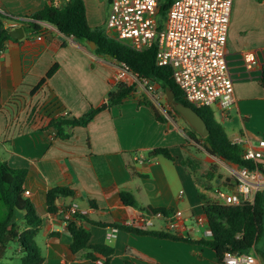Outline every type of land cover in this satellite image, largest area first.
I'll return each mask as SVG.
<instances>
[{"label":"crops","instance_id":"obj_1","mask_svg":"<svg viewBox=\"0 0 264 264\" xmlns=\"http://www.w3.org/2000/svg\"><path fill=\"white\" fill-rule=\"evenodd\" d=\"M84 2L89 25L107 29L110 0ZM49 3L0 0V13L25 17ZM42 37L25 33L21 40L8 41L1 54L0 160L30 171L25 187L43 218L35 238L43 264H96L87 251L73 253L70 249L68 212L75 205L79 215L75 223L91 233L90 243L115 249L110 264H222L208 247L135 235L117 227L211 239L201 194L217 201L220 191L232 192L235 186L230 189L226 182L223 190L198 184L181 163L189 155L183 148L189 145L185 123L160 110L168 121H157L150 106L139 105L136 95L121 105L104 108L87 127H75L70 139L57 138L56 131L48 129L52 120L65 113L66 118L80 117L92 106L106 103L115 86L117 62L93 53L88 44L65 36L50 24H45ZM248 53L256 55V66L246 63ZM227 60L235 104L225 115L219 106L212 110L232 142H240L243 149L257 147L264 137V1L234 0ZM56 64L57 71L32 93ZM162 147L169 148L174 160L151 155ZM226 166L233 177L228 179L236 181L233 172L239 166ZM57 186H67L75 195L58 199V211L48 213L45 195ZM123 192L133 195L136 207L123 203ZM149 207H165L172 213L168 217L150 214ZM112 228L118 233L109 240ZM15 243L21 254L17 264H22L25 253ZM11 248V244L0 248V264H16L8 252ZM129 249L147 259L135 257Z\"/></svg>","mask_w":264,"mask_h":264},{"label":"trees","instance_id":"obj_2","mask_svg":"<svg viewBox=\"0 0 264 264\" xmlns=\"http://www.w3.org/2000/svg\"><path fill=\"white\" fill-rule=\"evenodd\" d=\"M173 2L174 0H159L158 16L166 17ZM45 24L55 26L65 36L73 37L81 43L94 42L96 48L93 53L106 56L117 63L127 64L133 73L162 88L165 93L167 90L173 91L175 102L190 106L200 114L209 128L210 134L207 137H202L192 127L186 130L189 145H185L183 148L187 149L189 155L183 156L181 161L182 165L191 171L198 184L209 189L211 186L209 183L217 184L221 178L220 186H222L228 178L233 177L222 166H218L216 171H209L204 176L205 170L200 168L198 162L192 158L194 155L192 142L203 145L210 157L216 158L226 165H238L240 168L251 170L258 169L264 177V167L244 159V149L229 139L223 126L216 120L212 108H195L186 101L182 90L172 77L171 69L157 64V43L145 51H136L108 35L104 27H91L87 21L84 0H50L49 5L25 17L0 13V58L5 44L13 40L10 36L12 30L22 27L27 34H40L45 30ZM159 28H162V24L159 25ZM58 67V64L54 65L32 93L36 92L57 71ZM261 85L264 88V67ZM136 93L135 83L130 85L122 82L115 84L107 95L108 108L123 104L127 99L134 97ZM145 104H148L153 110L157 121L161 123L168 121L159 113L155 104L139 102V105ZM172 109L180 115L174 109L173 104ZM103 110L104 108L101 106H92L87 113L80 117H58L50 122L48 129L53 128L59 139H70L75 127H87ZM167 113L173 116L170 111ZM208 144L211 145V148L208 147ZM151 155H162L167 159L174 160L167 147L156 148L151 151ZM29 174L30 171L27 169L13 168L7 162L0 160V248L12 242H18L25 253L22 264H43L44 259L35 240L43 218L35 204L24 196L25 183ZM74 195L75 191L67 186H57L48 190L45 195L46 211L48 213L57 212V200ZM121 198L125 205L136 207L135 198L130 192H123ZM201 199L204 201L203 211L212 234L211 239L193 240L189 237L181 238L173 234L139 229L134 226L117 227L135 235L208 247L215 252L220 262L226 252L242 253L255 249L264 264V251L257 248L258 244L264 240V190L256 193L253 203H242L236 206L207 200L202 194ZM146 210L150 214H161L165 217L172 213L171 209L165 207H149ZM78 216L75 213L68 219V229L72 235L71 251L73 253L87 251L89 259L97 261L99 257H103L104 264H110L115 255V249L105 244H91V233L75 223ZM130 251L139 259H147L146 256L134 250ZM127 264L135 263L127 261Z\"/></svg>","mask_w":264,"mask_h":264},{"label":"built area","instance_id":"obj_3","mask_svg":"<svg viewBox=\"0 0 264 264\" xmlns=\"http://www.w3.org/2000/svg\"><path fill=\"white\" fill-rule=\"evenodd\" d=\"M234 0H174L162 28H159V0H110L107 33L136 51L158 44L157 64L169 67L186 101L195 108L219 106L225 115L235 104L233 79L227 60V39ZM108 34V35H109ZM43 32L37 34L42 40ZM249 66H256L255 54L245 55ZM140 78L125 63H117L115 84H136ZM67 116V113H65ZM240 145V142H233ZM244 159L264 167V137L258 146L244 149ZM238 182L232 192L220 191L217 201L225 205L253 203L264 188L258 169L240 168L233 172ZM26 198L31 196L25 191ZM73 206L68 215L77 213ZM181 215V213H179ZM112 228L107 239L117 236ZM222 264H263L255 249L226 252ZM96 264H104L99 257Z\"/></svg>","mask_w":264,"mask_h":264},{"label":"rangeland","instance_id":"obj_4","mask_svg":"<svg viewBox=\"0 0 264 264\" xmlns=\"http://www.w3.org/2000/svg\"><path fill=\"white\" fill-rule=\"evenodd\" d=\"M256 1H259V0H256ZM260 1L263 2L264 0H260ZM165 20H166V17L158 16L159 24H163L165 22ZM106 31H107V29H106ZM136 90H137V93L135 95L142 102L155 104L157 109L160 110V112L164 116H166L164 113H166L169 110L176 119L185 123L186 130L191 129V126L189 125V123L181 115L174 112V110L172 109V103L169 102V100L167 98V93H165L162 88L157 87L155 84H152V83L147 82L145 80L137 79L136 80ZM162 111H164V113ZM216 119L219 123H221V120H220L218 115L216 116ZM192 144H193L192 153L194 154L192 156V158H194L193 160L195 162H198V164L200 165V168H203V170H205L204 176L209 171H212V172L216 171L218 166H222L224 169L227 168L225 163L221 162L220 160H218L216 158L210 157L207 154L203 145L197 144L195 142H192ZM221 183H222V179L220 178V180L217 182V184H214V186L217 188L219 187L223 190H226L225 188H222L220 186ZM209 184L212 185L211 183H209ZM38 241L42 243L43 238L39 237ZM10 244L13 247V248H11L12 250H8L11 258L15 261L16 264L20 263L21 254L17 253L18 246L16 245L15 242H12ZM257 248L261 251H264V240L260 244H258Z\"/></svg>","mask_w":264,"mask_h":264},{"label":"water","instance_id":"obj_5","mask_svg":"<svg viewBox=\"0 0 264 264\" xmlns=\"http://www.w3.org/2000/svg\"><path fill=\"white\" fill-rule=\"evenodd\" d=\"M25 30L22 27H17L10 32V36L13 40H21L25 37ZM88 46L91 50H95L96 44L94 42H88ZM167 98L170 103L173 104L174 109L180 113V115L189 123V125L202 137H207L210 134V130L204 121V119L200 116V114L195 111L192 107L187 106L180 102H175V94L171 90H167ZM103 108H107L108 104L105 103ZM208 147L211 148V145L208 144ZM227 183H230V189H233L234 186L237 185V181L227 180ZM227 185V184H226Z\"/></svg>","mask_w":264,"mask_h":264}]
</instances>
